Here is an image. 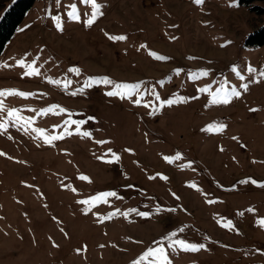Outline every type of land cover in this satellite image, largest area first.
Segmentation results:
<instances>
[{"label":"rangeland","instance_id":"374dc122","mask_svg":"<svg viewBox=\"0 0 264 264\" xmlns=\"http://www.w3.org/2000/svg\"><path fill=\"white\" fill-rule=\"evenodd\" d=\"M239 1L96 0L90 27L35 1L0 55V91L30 94L0 97V264H264V0Z\"/></svg>","mask_w":264,"mask_h":264},{"label":"snow or ice","instance_id":"6c2138e0","mask_svg":"<svg viewBox=\"0 0 264 264\" xmlns=\"http://www.w3.org/2000/svg\"><path fill=\"white\" fill-rule=\"evenodd\" d=\"M84 3L88 4L91 9V16L85 20V26L90 27L94 24V22L96 21V19L102 15L101 12V5L99 3L96 2V0H83ZM195 2L197 4H200L203 2V0H195ZM67 18L69 20H72L74 22H79L80 21V12L78 11L76 5H71L69 6V11L67 12ZM52 19L56 22V26H57V30L62 31L63 30V26L60 22V17L59 16H54L52 17ZM110 39L113 40H123L126 39L125 37H109ZM154 55V54H153ZM157 59H163L162 57H156ZM19 66L21 67H25L26 71L25 74L26 75H34L37 74L36 69L33 68L31 65L25 66L23 61H19ZM28 69H31L30 71ZM70 72H75L77 75L79 74V69H69ZM250 72H254V69H249ZM202 75H207V73H203ZM262 75H264V73H262ZM59 83V82H57ZM96 83H103L106 85H113V82L107 78H104L103 80L100 81H96ZM89 86H91V82H88ZM244 89L247 90L248 85L245 84L243 85ZM114 90L113 91H108L105 94L109 97H113V96H120V98L125 99L128 98L130 95H132L133 93H136L139 91V85H126V84H115L113 85ZM73 95H76L77 93H72ZM5 95H19L21 97H27L30 94H26V93H18V92H3L0 91V97H4ZM218 95V94H217ZM230 95L232 97H239L240 93L237 92L235 89H233L230 93ZM157 99H159V97H157ZM174 101L173 100H167L164 101V104L171 106L172 103ZM182 102V101H181ZM215 102V100L213 101ZM222 103H229V94L226 93L224 99L221 101ZM137 104L140 103L139 100L136 101ZM3 108V104L2 102H0V110H2ZM253 111H255V109H253ZM9 116H15L16 119H20V117L16 116L15 111L13 112H9L8 113ZM70 123H76L77 126L79 127L80 124L84 123V122H70ZM0 130H6L5 125L0 123ZM83 135H88V133H84ZM60 137H51L48 142L50 143L52 140L58 139ZM109 163L113 162V161H108ZM247 182V181H246ZM253 183H255V181H253ZM260 187H264V185H259ZM104 197H114L116 194L115 193H104L101 194ZM96 199H100V197H96ZM106 202V201H105ZM82 203L88 204V201H82ZM135 211V210H133ZM249 211H252V209H249ZM126 215V214H125ZM145 216H147V214H143ZM169 248H176L179 247L181 250L183 251H191V252H197L199 251L201 248H203V245H195V244H188L185 241H181V240H177L174 243H169L168 245ZM148 257H152L154 258L158 264H171V261L169 260L168 255L165 252V248L163 246L156 248V249H149L144 256H142L140 258L141 261L146 260ZM136 264H140V261H137Z\"/></svg>","mask_w":264,"mask_h":264},{"label":"trees","instance_id":"16d2710c","mask_svg":"<svg viewBox=\"0 0 264 264\" xmlns=\"http://www.w3.org/2000/svg\"><path fill=\"white\" fill-rule=\"evenodd\" d=\"M36 0H18L10 9H8L0 22V55L5 50L6 44L14 36L19 23L23 22L27 12L33 7ZM255 0H240L244 5L250 4ZM251 46L264 45V27L251 34L246 42Z\"/></svg>","mask_w":264,"mask_h":264}]
</instances>
